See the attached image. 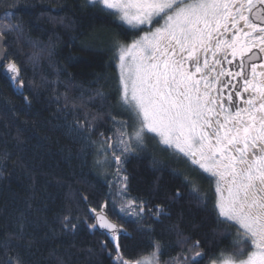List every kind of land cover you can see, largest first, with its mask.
Listing matches in <instances>:
<instances>
[{
    "label": "snow or ice",
    "instance_id": "1",
    "mask_svg": "<svg viewBox=\"0 0 264 264\" xmlns=\"http://www.w3.org/2000/svg\"><path fill=\"white\" fill-rule=\"evenodd\" d=\"M80 6L114 17L130 39L110 45L121 111L85 115L69 129L94 149V165L112 175L108 191L97 204L81 195L76 210L62 213L59 231L75 235L84 226L99 235L100 251L111 264H202L207 252L201 241L190 243L178 229L180 251L163 259L154 225L168 216L167 208L130 195L125 161L144 152L151 139L213 185L216 223L235 230L231 244L209 257V264H264V0H83ZM18 9L12 6L0 22V77L23 95L24 69L6 44L10 34L23 35L22 23L12 21ZM59 10L41 14L62 19ZM26 59L35 68L38 53ZM97 98L109 99L102 87L89 97ZM23 100L32 103L29 95ZM98 119L110 128L93 140ZM184 180L191 198L207 208L199 182L189 175ZM182 197L177 189L173 198ZM16 222L17 231L0 236V264H30L25 252L31 253L33 240L23 213ZM130 223L149 240L147 252L125 254L121 240L131 239ZM49 264H72L71 253L53 249Z\"/></svg>",
    "mask_w": 264,
    "mask_h": 264
},
{
    "label": "trees",
    "instance_id": "2",
    "mask_svg": "<svg viewBox=\"0 0 264 264\" xmlns=\"http://www.w3.org/2000/svg\"><path fill=\"white\" fill-rule=\"evenodd\" d=\"M82 3L0 0V22L12 6H19L12 21L22 23L23 35L10 34L6 44L24 69L23 95L32 98L31 105H26L23 95L0 77V154H8L7 159L0 155V236L17 231L16 221L23 213L27 237L33 240L31 253L25 252L30 264H49L53 249L64 256L71 253L72 264H111L107 253L100 251L99 235L90 234L84 226L75 235L59 231L62 213L76 210L81 195L97 204L108 191L107 181L112 178L102 176L94 165V149L86 148V141L69 129L85 115L91 119L109 109L120 112L118 74L110 45L114 39H130L114 17L83 8ZM61 8L58 16L62 19L53 20L48 12L41 14V9ZM34 52L38 53L35 68L26 59ZM101 87L109 99L103 103L99 98L90 100ZM94 127L93 140L107 132L110 124L98 119ZM153 159L158 161L156 166ZM124 167L130 177V195L167 208L168 216L154 225V236L164 246L163 259L180 251L177 229L190 243L201 241L207 252L202 264L231 244L235 230L216 223L213 185L198 170L182 159L167 157L153 142L144 152L129 156ZM185 175L199 182L210 201L207 208L191 198ZM177 189L183 193L180 199L173 198ZM127 227L132 236L122 237L125 254L147 252L149 240L136 231L135 224ZM226 230L231 235L225 237ZM89 248L93 251L88 252Z\"/></svg>",
    "mask_w": 264,
    "mask_h": 264
},
{
    "label": "rangeland",
    "instance_id": "3",
    "mask_svg": "<svg viewBox=\"0 0 264 264\" xmlns=\"http://www.w3.org/2000/svg\"><path fill=\"white\" fill-rule=\"evenodd\" d=\"M118 109H120L119 108V106H118ZM121 111V110H120ZM121 114H124V113H121ZM152 142L153 143H155V141H153V140H151V139H149L148 140V144H152ZM155 145H156V143H155ZM157 147V146H156ZM166 153V156L167 157H169V158H173V157H175V156H172L169 152H165ZM177 158V157H176ZM177 160H180V159H178L177 158ZM183 160V159H182ZM184 161V160H183ZM185 162V161H184ZM99 168V167H98ZM99 171H100V174L102 175V176H104V177H110V178H112V175L111 174H109V173H106L103 169H101V168H99ZM214 201H215V198H214ZM209 264V263H208Z\"/></svg>",
    "mask_w": 264,
    "mask_h": 264
},
{
    "label": "flooded vegetation",
    "instance_id": "4",
    "mask_svg": "<svg viewBox=\"0 0 264 264\" xmlns=\"http://www.w3.org/2000/svg\"><path fill=\"white\" fill-rule=\"evenodd\" d=\"M234 62H238V61H234ZM233 82H235V81H233ZM177 159V158H176Z\"/></svg>",
    "mask_w": 264,
    "mask_h": 264
}]
</instances>
